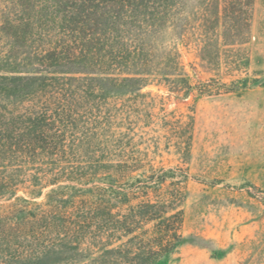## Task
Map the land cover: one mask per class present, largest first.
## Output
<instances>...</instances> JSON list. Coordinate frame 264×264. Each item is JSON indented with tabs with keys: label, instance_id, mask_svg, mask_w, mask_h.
<instances>
[{
	"label": "trees",
	"instance_id": "obj_1",
	"mask_svg": "<svg viewBox=\"0 0 264 264\" xmlns=\"http://www.w3.org/2000/svg\"><path fill=\"white\" fill-rule=\"evenodd\" d=\"M253 1L52 0L11 23L49 42L33 70L0 69V262L156 264L178 252L188 173L142 147L146 101L113 110L109 94L163 85L188 97L167 38L196 24L205 46L216 26L247 27Z\"/></svg>",
	"mask_w": 264,
	"mask_h": 264
},
{
	"label": "rangeland",
	"instance_id": "obj_2",
	"mask_svg": "<svg viewBox=\"0 0 264 264\" xmlns=\"http://www.w3.org/2000/svg\"><path fill=\"white\" fill-rule=\"evenodd\" d=\"M51 2L0 0L1 71L33 70L28 62L49 40L36 26L11 23L46 12ZM249 17L242 29H210L214 39L205 46L196 24L167 38L194 85L188 97L163 85L109 94L113 110L146 101L143 113L153 116L136 126L142 147L156 166L188 173L184 242L156 264H264V0L253 1ZM220 83L236 88L227 92Z\"/></svg>",
	"mask_w": 264,
	"mask_h": 264
}]
</instances>
